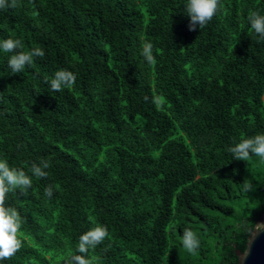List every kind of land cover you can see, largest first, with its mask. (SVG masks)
<instances>
[{
  "label": "trees",
  "instance_id": "obj_1",
  "mask_svg": "<svg viewBox=\"0 0 264 264\" xmlns=\"http://www.w3.org/2000/svg\"><path fill=\"white\" fill-rule=\"evenodd\" d=\"M185 2L17 0L0 11V39L45 52L16 74L0 53V158L26 172L51 161L27 196L9 194L23 243L5 264H65L101 224L92 264L239 263L264 203L239 221L236 207L264 160L235 161L229 148L264 133V41L247 20L264 0H219L196 31ZM60 69L76 81L53 93Z\"/></svg>",
  "mask_w": 264,
  "mask_h": 264
},
{
  "label": "clouds",
  "instance_id": "obj_2",
  "mask_svg": "<svg viewBox=\"0 0 264 264\" xmlns=\"http://www.w3.org/2000/svg\"><path fill=\"white\" fill-rule=\"evenodd\" d=\"M17 6V0H0V11ZM219 0H186L184 11L189 18V31L201 30L217 14ZM248 26L259 41H264V14L253 11L248 17ZM198 26V27H197ZM19 39H0V53L9 54L7 67L13 74L24 72L27 66H31L34 58L43 57L44 50L34 47L28 51H19L22 48ZM141 55L148 64H154L153 45L146 42L143 45ZM76 74L66 69L57 70L48 82L53 93L60 92L64 88L74 85ZM235 161H246L251 156L260 157L264 160V133L249 136L242 139L229 148ZM51 167V161L41 158L39 163L32 162L26 172L19 167H13L6 158H0V264L12 257L22 246L23 241L19 238L22 228V217L13 206H9V194L16 193L18 196H27L33 187V178L44 179L47 177V169ZM30 173V174H29ZM243 191H252V183L244 180ZM44 195L51 198L53 190L51 186L44 189ZM250 236L255 238L264 232V223L255 224L247 229ZM108 230L104 225L90 228L79 236L74 252L69 255L65 264H92L89 257L91 250L97 248L107 237ZM182 246L189 254L195 255L200 247V240L191 229H185L181 234Z\"/></svg>",
  "mask_w": 264,
  "mask_h": 264
},
{
  "label": "rangeland",
  "instance_id": "obj_3",
  "mask_svg": "<svg viewBox=\"0 0 264 264\" xmlns=\"http://www.w3.org/2000/svg\"><path fill=\"white\" fill-rule=\"evenodd\" d=\"M251 173L255 175L253 180L257 182L249 181L252 183V191L248 192L247 196L241 201V204L236 207V211L239 215L238 221L244 219L253 209L264 203V162ZM226 220L229 222L232 218L228 217Z\"/></svg>",
  "mask_w": 264,
  "mask_h": 264
},
{
  "label": "water",
  "instance_id": "obj_4",
  "mask_svg": "<svg viewBox=\"0 0 264 264\" xmlns=\"http://www.w3.org/2000/svg\"><path fill=\"white\" fill-rule=\"evenodd\" d=\"M264 223V213H261L256 220V224ZM238 264H264V232L253 238L249 237L247 249L245 251L236 250Z\"/></svg>",
  "mask_w": 264,
  "mask_h": 264
}]
</instances>
